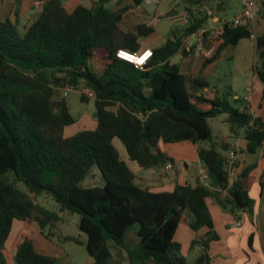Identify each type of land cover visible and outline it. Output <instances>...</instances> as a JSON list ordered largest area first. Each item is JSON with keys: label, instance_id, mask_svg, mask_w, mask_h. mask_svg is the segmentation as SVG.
Listing matches in <instances>:
<instances>
[{"label": "trees", "instance_id": "16d2710c", "mask_svg": "<svg viewBox=\"0 0 264 264\" xmlns=\"http://www.w3.org/2000/svg\"><path fill=\"white\" fill-rule=\"evenodd\" d=\"M109 1L69 10L60 0H48L40 12L32 8L23 32L9 18L0 21V264H6L3 251L14 221L35 222L48 239L82 244L90 264H111L115 258L125 264H210L208 244L217 236L206 200L213 199L237 219L240 213L254 217V202L242 181L246 172L233 177L235 164L228 158L233 148L214 140L209 121L226 115L229 137L243 129L248 153L264 142L263 124L250 114L247 102L241 110L236 107L238 100L229 102L230 94L212 100L192 95L186 75L171 63L177 55L185 59L194 52V47L185 48L183 39L205 29L208 16L201 8L206 0L183 3L187 27L171 30L140 69L116 53H137L140 40L154 32L147 25H140L136 33L119 26L124 15L144 0H132L133 6L116 10L105 7ZM122 2L117 0V6ZM212 6L219 10L222 3ZM259 8L264 15V0ZM250 37L247 25L224 23L218 35L222 43L204 65L226 45ZM255 46L260 65L254 72L264 82V37L257 38ZM195 82L208 87L201 80ZM66 87L79 92L82 103L88 99L81 90L92 94L96 124L69 137L64 131L76 120L65 98L54 97L56 90ZM115 142L129 162L156 171L167 165L176 168L174 160L158 149L160 142L191 143L197 147L207 180L197 179L194 185L175 182L171 191H152L138 182ZM94 168L103 183L80 187L84 179L93 178ZM9 172L12 182L7 179ZM40 196L52 198L58 212L38 205L35 199ZM63 213L78 215L77 227L85 242L56 233ZM184 214L192 217L194 232L206 229L191 242V248L200 249L191 263L174 241ZM132 227L136 244L127 242ZM15 261L53 264L55 259L37 253L25 238L17 246Z\"/></svg>", "mask_w": 264, "mask_h": 264}, {"label": "crops", "instance_id": "0c3cea01", "mask_svg": "<svg viewBox=\"0 0 264 264\" xmlns=\"http://www.w3.org/2000/svg\"><path fill=\"white\" fill-rule=\"evenodd\" d=\"M38 0H0V21L9 18L10 20L22 24L24 21L27 24L28 17L32 12L33 4ZM47 2L48 0H42ZM62 4L69 10L75 8L78 5H82L86 8H91L96 0H60ZM165 0H159L157 4ZM192 0H171L173 5H177L178 11L173 9L172 15H159L158 12L146 10L150 3H143L140 6L132 7L125 15L119 26L126 32L136 33L140 25L151 26L154 32L146 37L155 39L158 36L160 40L151 42L150 44H143L140 40L141 50H152L158 48L165 43L166 37L158 34L156 27L159 24V18L168 16L170 18H181L183 30L187 27L185 24V18L187 13L185 5L183 3ZM242 1L237 0L234 13L228 17L223 14V11L227 8L228 3L222 0H206L203 3L202 11L207 12L208 22L204 27L207 32L206 35L190 36L183 39V43L186 49L194 47V52L187 58L182 59L180 55L175 56L176 61L171 63L179 66L180 73L186 75L187 88L189 92L194 96H203L204 99L212 100L215 96L221 97L223 93L230 94L228 97L229 102L238 100L239 103L236 107L242 109L244 102L248 103L249 112L253 118H258L263 124L264 128V82L261 81L255 74V67H259L260 62L256 56L255 40L257 38L264 37V15L261 8L258 7L255 19L250 28L251 37L241 39L235 45H226L218 54L216 59L210 63L204 65L206 58L211 56L218 46L222 43L221 39H218V35L221 32L224 23H232V21L238 16L241 8ZM182 5H180V4ZM212 3H222L221 8L216 10V7L212 6ZM124 6H133L132 0H123V2L117 6V0H110L105 7L109 10H116ZM171 12V11H170ZM26 26V25H25ZM138 51V52H139ZM240 52H244L241 55ZM253 55L254 64L250 63V57ZM242 63L239 60H242ZM238 63L239 66L238 67ZM237 68L240 70L238 71ZM195 80H201L206 82L208 87H204L197 84ZM201 108L206 109L202 106ZM216 118L220 119V122L226 123V115L222 114ZM215 119V118H214ZM213 120V119H212ZM211 120V121H212ZM96 125V124H95ZM227 125V123H226ZM211 126V125H210ZM212 129V128H211ZM213 132V131H212ZM221 135L214 136V140L217 143L222 141L229 143L233 148V177L241 175L246 172V176L242 179L245 190L248 192V196L254 202V217L250 218L245 213H240L239 218L224 212L218 207L215 201L211 198L206 200L208 210L212 219L213 231L217 238L208 244V255L210 257V264H264V192L261 190V185L264 184V142L256 148L253 153H248V142L245 139L244 130L240 129L238 135L234 138L229 137V128L221 131ZM219 134V133H218ZM115 146L120 152L121 158L125 160L130 170L136 174L139 180L138 174L149 171L157 176L159 181L153 184L143 185L151 188L152 191L162 192L171 191L175 185V182L183 184L185 182L194 185L198 179L200 171L204 170L203 164L200 162L197 156V147L188 142H181L176 144H164L159 143L158 149L171 157L176 163L175 169L164 168L161 170H142L136 166V164L129 162L125 152L120 151V144L115 142ZM62 221L56 228V233H60L62 236H72L78 238L81 243L85 242L81 234L70 235L66 233L67 221L62 216ZM192 223V217L189 214H184L181 223L178 226L174 241L180 245L181 255L189 263L196 260L200 255V249L198 247L191 248V242L206 233V229L200 230L198 233L194 232L190 228ZM78 228V227H77ZM31 240L34 250L44 256L53 257L55 259L53 264H90L91 259L87 255L82 258L81 261H76L74 256L68 255L62 246L52 238H46L39 230L38 225L35 222H21L14 221L8 239L5 244V250L3 256L6 264H16L15 254L17 246L25 239ZM68 243V242H67ZM73 243V242H72ZM75 244V243H73ZM83 247L82 244H75ZM110 247L113 248V244L110 243ZM84 249V247H83ZM111 264H125L118 263V258L113 259Z\"/></svg>", "mask_w": 264, "mask_h": 264}, {"label": "rangeland", "instance_id": "374dc122", "mask_svg": "<svg viewBox=\"0 0 264 264\" xmlns=\"http://www.w3.org/2000/svg\"><path fill=\"white\" fill-rule=\"evenodd\" d=\"M222 1L228 3V6L223 11V14L226 15L224 17H228L227 19H229L232 16V12L234 13V7H235L237 0H222ZM178 8L179 7L177 5L176 6L173 5L171 0H165V1L160 2L158 4L157 3H150L147 8L145 7L146 10H148V11L151 10L152 13H153V11H156L159 13V15H167L168 13H170V15H172L173 9L175 11H178ZM18 25H19V31L23 32V30L25 29V25H26L25 21L21 25L20 24H18ZM182 27H183V25L181 23L180 17L169 19L168 16H164L162 18H159V24L156 27V29H157L158 34L163 35V37H166V35L170 31V29H176V28L182 29ZM154 38L155 39H150V38L144 37L141 39V43L150 44L151 42H155L156 40H160V38H158V36H155ZM240 54L244 55V52H240ZM174 61H176V59L173 57L172 62H174ZM242 61H243V59L239 60L240 63H242ZM250 63L251 64L255 63L253 55H251V57H250ZM238 67H240L239 63H238ZM237 70L239 71L240 69L237 68ZM81 93H83L85 95V97L88 99V101L86 103H82L80 101V93L79 92L71 90V88H69V87H66L63 90L59 89V90L55 91L54 97L56 99L59 97L65 98V100L68 104L70 113L74 117V119L76 120L74 125L67 127L65 129L64 135L66 137L72 136L75 133H77L83 129H93L95 127V121H94V117H93V112H94L93 96L87 90H81ZM209 122H210V125L212 128V131L214 133V136L221 135V133H222L221 131L227 130L226 123L220 122L219 118H215L212 121L210 120ZM121 150L124 152L122 146L120 148V151ZM129 166H130V164H129ZM131 169L133 170L132 167H131ZM168 171H170V169H168ZM92 172L94 174L93 178L88 177V178L84 179V181H82L80 183V185H79L80 187L87 188L93 184H100L101 185L103 183L98 170L96 168H94ZM138 177H140L138 182H140L142 185H149V186H151L153 184L155 185L156 184L155 182L160 180V179H157L156 175H154L153 173H151L149 171L138 174ZM7 179L10 182H12L14 180V177H13L11 172H9L7 174ZM16 187L22 191H26V189L22 183L16 182ZM35 202L38 205H40L41 207H44L45 209H47L49 211L58 212V205L56 204V202L52 198H50L48 196L37 197L35 199ZM61 216L64 219H66V221H67L66 233H68L70 235H76L79 233V234H81V236H83V239H85V235L83 233H81L77 228L78 215L63 213V214H61ZM55 240L58 241L56 238H55ZM127 242L130 244L131 243H133V244L137 243V237L135 234V227H132L130 229ZM57 243L62 246V249L68 255L74 256L76 261H78V262L81 261L84 256H86L85 250L81 246L75 245L72 242H68V243L67 242H57Z\"/></svg>", "mask_w": 264, "mask_h": 264}, {"label": "built area", "instance_id": "2783aa9c", "mask_svg": "<svg viewBox=\"0 0 264 264\" xmlns=\"http://www.w3.org/2000/svg\"><path fill=\"white\" fill-rule=\"evenodd\" d=\"M145 3H156L159 0H144ZM45 2L42 0H38L33 4V10L36 12H40L43 9ZM260 0H243L242 1V8L238 14V16L232 21L234 26L245 24L249 28H251L253 21L256 16L257 9L259 7ZM202 10V8H201ZM207 13V12H206ZM185 24H187V18H185ZM206 31L201 30L200 33L194 36H202ZM117 58L129 62L134 65L136 69L142 68L146 62L152 56V50L146 49L139 51L137 53L128 52L125 50H118L116 53ZM229 162L231 163L233 160V151L229 150L228 152ZM166 169H171V165H167ZM198 180L202 183H205L207 180V174L205 169L200 171L198 174Z\"/></svg>", "mask_w": 264, "mask_h": 264}]
</instances>
